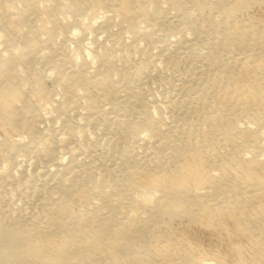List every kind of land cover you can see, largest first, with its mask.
<instances>
[{
	"label": "bare ground",
	"instance_id": "6f19581e",
	"mask_svg": "<svg viewBox=\"0 0 264 264\" xmlns=\"http://www.w3.org/2000/svg\"><path fill=\"white\" fill-rule=\"evenodd\" d=\"M0 264H264V0H0Z\"/></svg>",
	"mask_w": 264,
	"mask_h": 264
},
{
	"label": "rangeland",
	"instance_id": "374dc122",
	"mask_svg": "<svg viewBox=\"0 0 264 264\" xmlns=\"http://www.w3.org/2000/svg\"><path fill=\"white\" fill-rule=\"evenodd\" d=\"M19 5H20V7H22L21 4H19ZM250 14L253 15V16L256 15L254 17L259 18V17L262 16L261 14H263V13H262V9H259V10L258 9H253V10L250 11ZM44 18H45L44 16H39V18H38L39 20L36 18L37 21L35 20V24H37L39 26L40 24L44 23V20H43ZM40 22H42V23H40ZM112 30H113V32H115L117 30V28L115 29V27H113ZM59 47H60V45H59ZM39 66H41V65L38 64L37 67H39ZM43 67L44 66H42V68ZM39 69H40V67L37 68L38 71H39ZM44 70H45V67L43 68V71ZM52 86L53 85L51 83H49V82L47 83V88L48 89L53 88ZM57 123H58V125H57ZM57 123L55 121L54 124H52L51 126L53 128L54 127L57 128V126H59V122H57ZM108 168L105 167V169H107L106 170L107 172H109ZM107 180L110 181V179H107ZM189 230H191V231L188 232L189 241L192 244H194V246H196V247L198 245L197 249L199 248L200 251H202L203 253H205L207 255L212 254V253H216V254H219L221 256H227L228 255L227 252L229 251L228 249L230 248L229 246L233 245L232 243H235V241H236V240L232 239L233 240V242H232V240L230 239V242H229V241L223 240V239H221L219 237L217 238L212 233H210L208 231H205V230H202V229H198V228L197 229L196 228L195 229L192 228V229H189ZM236 242H238V240ZM228 243L231 244V245H229ZM224 253H226V254L224 255Z\"/></svg>",
	"mask_w": 264,
	"mask_h": 264
}]
</instances>
